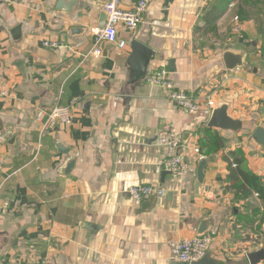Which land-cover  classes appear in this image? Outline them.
Here are the masks:
<instances>
[{"label":"crops","instance_id":"obj_1","mask_svg":"<svg viewBox=\"0 0 264 264\" xmlns=\"http://www.w3.org/2000/svg\"><path fill=\"white\" fill-rule=\"evenodd\" d=\"M107 1L69 0L61 10L59 0H0V88L8 91L0 98V264H176V242L196 236L204 219L220 264H251L247 253L264 248V201L230 175L241 155L264 184V145L253 136L264 128V0H149L137 30L119 28L124 49L103 43L101 57H85ZM134 39L156 53L147 74L167 68L180 90L206 96L231 74L213 99L246 128H209L208 107L179 108L147 74L132 80ZM228 49L246 50V67L227 70ZM56 104H71L73 121L41 135L37 111ZM164 130L188 134L180 155L191 167L180 179L160 163L172 155L158 145ZM213 136L221 149H211ZM196 147L213 158L199 189ZM132 183L165 195L144 207L128 196Z\"/></svg>","mask_w":264,"mask_h":264},{"label":"built area","instance_id":"obj_2","mask_svg":"<svg viewBox=\"0 0 264 264\" xmlns=\"http://www.w3.org/2000/svg\"><path fill=\"white\" fill-rule=\"evenodd\" d=\"M149 0H138L132 7H121L120 0H109L102 5V9L107 15L104 24L92 28L94 36V45L85 57L90 55L101 57L103 48L101 44L109 43L116 44L120 49L127 46V40L120 38L119 28L122 27L127 32H134L144 21V15L148 9ZM238 30V28H236ZM43 45L48 48L62 47V43L58 41L46 40ZM231 78V74H224L220 78V83L215 86L206 96H201L194 92H186L176 87L173 79L170 77V71L167 68H157L151 70L146 75V83L149 85L159 86L167 90V97L170 102L179 108L197 111L203 107H208L213 110L216 107L213 97L218 94L221 86H227ZM63 93V88L60 90ZM8 96V91L0 88V98ZM35 121L40 124V134L43 135L48 130L55 128L57 124L68 125L73 121V106L56 104L49 110L39 108L36 114ZM158 145L164 147L172 153L171 156L161 160L163 169L175 179L182 178L189 172L191 167L190 162L186 161L183 156L177 155L178 148L183 146V136L173 131L164 130L158 138ZM195 154L199 161L206 158L200 151V148H194ZM0 165L2 161L0 159ZM128 196L137 202H145L150 199L160 198L165 195V190L155 186L140 183H132L128 190ZM258 195V193H256ZM2 197L0 195V206ZM214 241L212 234L205 233L196 235L191 238L178 240L175 244V257L180 263H191L203 258L210 252L211 245ZM256 249H261L256 246ZM40 264H50L48 259H41ZM260 264V263H258Z\"/></svg>","mask_w":264,"mask_h":264},{"label":"water","instance_id":"obj_3","mask_svg":"<svg viewBox=\"0 0 264 264\" xmlns=\"http://www.w3.org/2000/svg\"><path fill=\"white\" fill-rule=\"evenodd\" d=\"M67 1L69 0H59L57 7L59 9H64ZM76 3V0H71V4ZM68 8V6H67ZM69 11V10H67ZM19 30V28H17ZM156 53L153 49L149 48L146 44L134 39L131 41V53L129 56V62L132 66L133 76L132 80H140L145 77L148 71L149 62L155 57ZM246 57L247 51H235L233 49L225 50L223 53V59L225 63V67L227 70L233 71L236 68H244L246 67ZM72 61L66 62L60 66H58L53 72L59 73L69 67ZM23 63L20 62L19 66H22ZM171 69L174 71L173 62H171ZM22 70V69H21ZM209 128H216L223 131H239L243 128H246L244 122L240 119H235L229 114V106L227 104L217 106L212 110L211 116L208 119L207 123ZM187 135L183 136V146L187 144ZM253 136L256 140L264 145V128L258 127L254 130ZM183 146L178 148L176 151L177 155H180L181 151L183 150ZM188 161V158H185ZM210 161H213V158H209ZM209 160L204 158L201 160L197 166V183L196 188L199 189L205 181V170L208 167ZM74 164L73 158L68 159V161L64 164L63 171L64 175H68L72 166ZM169 195L168 197H170ZM152 199L147 200L143 203L144 207H147ZM208 222H211L210 219H204L200 228L198 229L197 235H203L210 231V226H208ZM247 258L249 263L251 264H258L264 260V248L256 249L247 253ZM176 264H188V263H180L177 262ZM189 264H220L219 260L212 256L210 252H208L203 258L193 261Z\"/></svg>","mask_w":264,"mask_h":264},{"label":"trees","instance_id":"obj_4","mask_svg":"<svg viewBox=\"0 0 264 264\" xmlns=\"http://www.w3.org/2000/svg\"><path fill=\"white\" fill-rule=\"evenodd\" d=\"M211 140V149L219 150L222 148V145L220 143L218 144V140L216 139L215 141L214 136ZM235 163L237 164V167L234 168L231 166L232 173L230 175L231 179L235 180V185H238L241 192H245L247 194H251L252 192L259 193L260 197L264 201V184L260 180L259 176H257L253 171L241 167L243 163V157L241 155L235 157ZM261 220L264 221V211L261 212Z\"/></svg>","mask_w":264,"mask_h":264}]
</instances>
